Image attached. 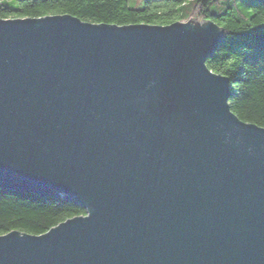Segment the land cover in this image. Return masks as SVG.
Listing matches in <instances>:
<instances>
[{
    "label": "water",
    "instance_id": "water-1",
    "mask_svg": "<svg viewBox=\"0 0 264 264\" xmlns=\"http://www.w3.org/2000/svg\"><path fill=\"white\" fill-rule=\"evenodd\" d=\"M209 19L0 18V189L84 213L0 264H264V127L229 105Z\"/></svg>",
    "mask_w": 264,
    "mask_h": 264
},
{
    "label": "trees",
    "instance_id": "trees-1",
    "mask_svg": "<svg viewBox=\"0 0 264 264\" xmlns=\"http://www.w3.org/2000/svg\"><path fill=\"white\" fill-rule=\"evenodd\" d=\"M0 0V18L68 13L95 23L168 24L195 15L218 24L224 40L207 66L230 79L229 105L245 122L264 127V0H249L247 15L212 0ZM64 197L0 189V234L19 230L41 234L59 222L83 214Z\"/></svg>",
    "mask_w": 264,
    "mask_h": 264
},
{
    "label": "rangeland",
    "instance_id": "rangeland-1",
    "mask_svg": "<svg viewBox=\"0 0 264 264\" xmlns=\"http://www.w3.org/2000/svg\"><path fill=\"white\" fill-rule=\"evenodd\" d=\"M137 1V2H136ZM249 0H212L209 3V6H212L213 3H215L219 8H223V7H227L229 5L234 6V12L238 15L241 16H246L247 15V2ZM11 4H15V0L10 1ZM133 5L134 2H136V4H139L141 2V0H132ZM198 18L199 20H201V17H198L195 15V12L192 14V18Z\"/></svg>",
    "mask_w": 264,
    "mask_h": 264
}]
</instances>
